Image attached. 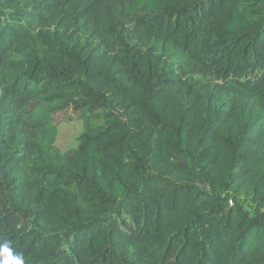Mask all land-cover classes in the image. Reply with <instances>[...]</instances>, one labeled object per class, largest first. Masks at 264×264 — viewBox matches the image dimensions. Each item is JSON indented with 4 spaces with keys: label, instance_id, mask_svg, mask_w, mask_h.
Returning <instances> with one entry per match:
<instances>
[{
    "label": "trees",
    "instance_id": "obj_1",
    "mask_svg": "<svg viewBox=\"0 0 264 264\" xmlns=\"http://www.w3.org/2000/svg\"><path fill=\"white\" fill-rule=\"evenodd\" d=\"M261 164L264 0H0V241L26 264H264V219L216 192L264 207Z\"/></svg>",
    "mask_w": 264,
    "mask_h": 264
},
{
    "label": "rangeland",
    "instance_id": "obj_2",
    "mask_svg": "<svg viewBox=\"0 0 264 264\" xmlns=\"http://www.w3.org/2000/svg\"><path fill=\"white\" fill-rule=\"evenodd\" d=\"M196 86L206 85L209 78L195 76ZM72 109L68 108L54 116V121L57 123V133L54 146L63 155L66 152L75 149L78 146V137L84 131V122L76 114L72 113ZM98 120H91L95 123ZM264 164H261L258 171H262ZM253 183V182H252ZM203 190L212 192L215 191L208 184H198ZM253 185L249 181L241 186H236L234 190L216 191L229 197V205L236 211L242 214L252 216L254 218L264 219V207H260L253 200ZM120 186L114 187L112 194L117 196Z\"/></svg>",
    "mask_w": 264,
    "mask_h": 264
},
{
    "label": "clouds",
    "instance_id": "obj_3",
    "mask_svg": "<svg viewBox=\"0 0 264 264\" xmlns=\"http://www.w3.org/2000/svg\"><path fill=\"white\" fill-rule=\"evenodd\" d=\"M0 264H26L23 255L15 252L12 242L0 241Z\"/></svg>",
    "mask_w": 264,
    "mask_h": 264
}]
</instances>
